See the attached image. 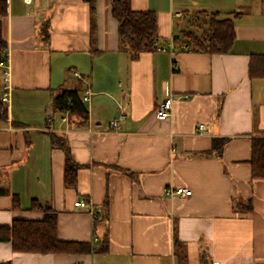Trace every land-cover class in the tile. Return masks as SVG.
<instances>
[{"label":"crops","instance_id":"crops-1","mask_svg":"<svg viewBox=\"0 0 264 264\" xmlns=\"http://www.w3.org/2000/svg\"><path fill=\"white\" fill-rule=\"evenodd\" d=\"M93 1L94 16L88 0H7L10 77L0 82L1 97L10 93L0 225L40 220L37 206H51L59 238L92 250L18 252L0 241V261L204 264L207 255L208 264H264V179L252 177L250 162L252 138L264 137V77L249 72L252 56L264 55V0H130L158 18L159 49L137 59L121 44L112 0ZM212 12L235 23L230 52L173 42ZM63 88L88 97L87 125L55 111ZM169 94L173 114L160 121ZM52 132L79 165L76 187L65 183L66 154ZM179 185L192 194H166ZM81 199L90 205L76 206Z\"/></svg>","mask_w":264,"mask_h":264},{"label":"trees","instance_id":"trees-1","mask_svg":"<svg viewBox=\"0 0 264 264\" xmlns=\"http://www.w3.org/2000/svg\"><path fill=\"white\" fill-rule=\"evenodd\" d=\"M91 2L94 16L95 6ZM8 13L7 0H0V60L7 55L8 40L4 33V17ZM112 13L118 21V32L123 47L128 49L132 59H137L144 52H154L159 49L157 13L151 9H133L130 0H112ZM217 12L198 14L190 23L191 26L182 31L178 37L172 38L186 44L196 51L209 53H228L232 49L236 32L232 19H219ZM198 22V23H197ZM202 24L206 25L201 29ZM197 28V29H196ZM201 29V31H200ZM252 78L264 77V55L252 56L249 67ZM53 107L59 113H68L71 120H76L78 126H85L89 121V107L79 89H61L54 98ZM9 119V105L0 95V121ZM226 138L216 139L213 148L221 152ZM53 147L65 151V183L68 187H76L79 165L72 156V151L65 138L51 133ZM251 165L252 177L264 179V137L252 138ZM44 212L40 220L15 219L11 225H0V241H9L18 252L53 253V252H83L91 251L92 245L87 242L65 241L58 235V211L51 206H37ZM202 261L208 264L207 255ZM0 264H12L10 261H0Z\"/></svg>","mask_w":264,"mask_h":264},{"label":"built area","instance_id":"built-area-1","mask_svg":"<svg viewBox=\"0 0 264 264\" xmlns=\"http://www.w3.org/2000/svg\"><path fill=\"white\" fill-rule=\"evenodd\" d=\"M26 3L30 4L32 0H25ZM172 42V41H171ZM170 47L173 48V44L170 43ZM0 68L3 69V79L5 81L9 80L10 77V72H9V64H8V54L4 55L1 60H0ZM76 75H79L78 73H75ZM10 93L9 91H5L2 95V99L5 102L9 101ZM85 100H88V97H85ZM174 103H175V97L173 94L167 95V97L162 101L161 103L158 104L157 107V118L160 121H164L165 119H168L172 116L173 114V108H174ZM111 125L113 127L118 126V121L113 120L111 121ZM200 130L202 132H205L207 128L205 125H200ZM166 194L171 195V196H190L192 194V190L184 185H179V186H172L168 187L166 189ZM76 206L80 207H88L90 205V202L86 199H81L77 201Z\"/></svg>","mask_w":264,"mask_h":264},{"label":"rangeland","instance_id":"rangeland-1","mask_svg":"<svg viewBox=\"0 0 264 264\" xmlns=\"http://www.w3.org/2000/svg\"><path fill=\"white\" fill-rule=\"evenodd\" d=\"M2 71H3V69L0 68V82L3 81V72Z\"/></svg>","mask_w":264,"mask_h":264}]
</instances>
